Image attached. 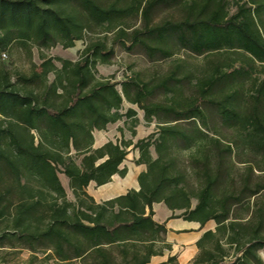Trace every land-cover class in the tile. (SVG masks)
<instances>
[{
    "label": "trees",
    "instance_id": "16d2710c",
    "mask_svg": "<svg viewBox=\"0 0 264 264\" xmlns=\"http://www.w3.org/2000/svg\"><path fill=\"white\" fill-rule=\"evenodd\" d=\"M232 3L233 12L229 0H0V247L29 250L25 264L37 252L52 264H148L171 250L165 222L153 217V204L161 202L171 218L216 224L197 240L190 264H264V205L256 202L247 220L233 215L234 205L261 194L264 175L253 180L248 164L235 176L231 159L239 144L264 157V0ZM161 8L179 16L155 21ZM94 26H104L105 34L90 38L76 60L45 54L39 63L31 60L33 47H71ZM15 42L27 52V71L11 70L2 60ZM115 43L138 45L152 59L182 49L218 59L186 68L181 77L176 64L158 82L114 81L98 76L96 65L110 61ZM192 79L194 93L185 95L182 83ZM158 88L172 95L148 101ZM124 99L146 120L157 119V130L135 143L93 147L95 130L135 115L133 108L120 112ZM205 104L236 129L239 144L210 134ZM131 144L138 150L135 164L146 166L137 175L139 189L97 202L86 187L124 176L120 165ZM183 153L193 164V186ZM175 260L170 255L157 264Z\"/></svg>",
    "mask_w": 264,
    "mask_h": 264
},
{
    "label": "rangeland",
    "instance_id": "374dc122",
    "mask_svg": "<svg viewBox=\"0 0 264 264\" xmlns=\"http://www.w3.org/2000/svg\"><path fill=\"white\" fill-rule=\"evenodd\" d=\"M233 0H229L230 11L235 10L233 5ZM179 16L178 11L171 10L167 8H161L155 13V21H159L164 17H174ZM130 22L134 26L140 25V19L131 18ZM105 34L104 26H94L93 29H90L85 32L84 36L80 40H75L71 47L64 48L61 45H56L49 49H40L36 47L31 49V60L35 63L40 62V55L45 54L49 56H59L63 58H69L71 60H76L79 56L80 51L84 48L86 42L90 38L102 37ZM113 34L111 32L107 33V41L111 42ZM114 54L111 57L108 63H98L96 65L97 75L98 76H112V80L121 81L125 78L132 77L140 79L146 82H158L159 79L163 78L169 71L173 70L176 64H181L182 68L178 70V75L181 77L182 70L189 68H203L204 65L208 63L211 59H218L217 55L214 54H201L195 55L185 50H178L174 55L168 58L155 57L150 58L146 54L143 48L136 45L132 49H127L125 46L120 43L114 44ZM2 60L8 67L12 70L17 68L23 71L29 69V58L25 49L20 46L19 43L15 42L11 46L9 54L6 52L5 55H2ZM56 64H58L56 62ZM193 69V70H194ZM197 74L196 70H194ZM260 77H264V73L260 74ZM195 82V79H192L190 82L183 81L182 91L185 95L193 94L194 87L192 86ZM173 82H171L172 84ZM247 84V83H246ZM117 87L121 89V85L118 84ZM171 92H166L163 88H158L155 92L148 97V101H160L164 102L167 100L168 96H171ZM245 99L249 100L248 97ZM245 101V108H247L250 102ZM129 108L135 110V115L131 117L123 116L121 119L117 120L114 123H109L104 129L95 130L93 132L94 144L93 147H96L105 140L108 141H121V140H130L132 143H135L139 139L147 138L151 133L155 132L157 119L152 118L150 121L146 120L144 117L143 110L140 109L136 104H132L127 100H123L122 108L120 112L125 113ZM205 110L207 113L208 125L211 128L210 134L212 131H215L219 137L225 141H237L240 143L238 132L236 129L225 126L222 122V119L217 114L215 107L210 104H205ZM150 152L153 157L156 156V153L153 149V146L150 147ZM138 156V150L133 147V144L127 147V155L122 162V167L127 169L124 176L117 174L114 179L109 182L96 185L94 182H91L87 187L86 191L88 194L94 196L96 200H102L112 196L113 193H120L126 190L131 189L132 187L138 186L137 182V172L141 167L139 164H135L134 160ZM183 158V167H185L189 176V183L193 186L195 185L193 164H191L187 157L186 153L181 155ZM231 159L234 162V173L235 176L243 173L246 170V166L251 164L253 167L252 179L260 178L264 175V171L260 170L264 168V157L261 153L255 152L250 147H245L241 144L234 147V153L231 155ZM58 177L64 186L67 194V198L71 201H74V196L68 186L67 178L62 174L58 173ZM239 182L235 181L234 186L239 187ZM99 202V201H97ZM257 203H262L264 205V190L261 191L260 195L251 197L249 200H246L242 204L234 205V214H239L242 217V220H247L251 217V211L256 207ZM195 204V200H192V205ZM159 210V209H158ZM159 213V211H158ZM159 217V216H158ZM183 248L181 246L174 247L172 250L167 251L166 249L163 253L174 254L177 256ZM259 254L264 261V248L259 250ZM168 255V256H169ZM36 259H33L32 264H52V260H45V254L42 252L35 253ZM31 257V252L26 248L16 245L15 247L3 246L0 247V264H25L29 261ZM174 264H177L175 260Z\"/></svg>",
    "mask_w": 264,
    "mask_h": 264
},
{
    "label": "crops",
    "instance_id": "0c3cea01",
    "mask_svg": "<svg viewBox=\"0 0 264 264\" xmlns=\"http://www.w3.org/2000/svg\"><path fill=\"white\" fill-rule=\"evenodd\" d=\"M107 141L108 140H105L104 142L100 143L96 147L101 146ZM137 157L138 156H136V158ZM139 165L141 167L139 168L137 174H139L141 171H144L146 169V166L144 164H139ZM120 167L122 168V163ZM116 175L117 174H114L111 177V180L114 179ZM132 188L138 190L139 186H136V187L134 186ZM126 191L116 193V194L113 193L112 196L103 198L102 200H106V199L115 197L117 195L124 194ZM96 201H100V200H96ZM153 210H154V215H153L154 219L158 222H165V226L167 229V232L165 233V241L171 245V250L172 248L178 247V246H181L183 248L181 253L175 256L177 264H190L193 258L198 253V247L196 245L197 240L202 236V234L206 230H214L216 226L215 222L213 220H209L202 227H200V224L197 221L185 220L182 217L171 218L170 216L172 214V211L161 202L154 203ZM178 212L179 211H175V213H178ZM167 251H170V250H167ZM168 255L169 254L165 255L164 253L162 255H153L150 257L148 264H157V263L166 261L168 258ZM170 255H174V254H170Z\"/></svg>",
    "mask_w": 264,
    "mask_h": 264
},
{
    "label": "built area",
    "instance_id": "2783aa9c",
    "mask_svg": "<svg viewBox=\"0 0 264 264\" xmlns=\"http://www.w3.org/2000/svg\"><path fill=\"white\" fill-rule=\"evenodd\" d=\"M2 55H5L4 53Z\"/></svg>",
    "mask_w": 264,
    "mask_h": 264
}]
</instances>
